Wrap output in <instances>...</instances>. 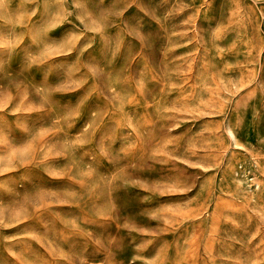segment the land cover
Returning a JSON list of instances; mask_svg holds the SVG:
<instances>
[{
	"label": "rangeland",
	"instance_id": "374dc122",
	"mask_svg": "<svg viewBox=\"0 0 264 264\" xmlns=\"http://www.w3.org/2000/svg\"><path fill=\"white\" fill-rule=\"evenodd\" d=\"M0 264H264V0H0Z\"/></svg>",
	"mask_w": 264,
	"mask_h": 264
}]
</instances>
